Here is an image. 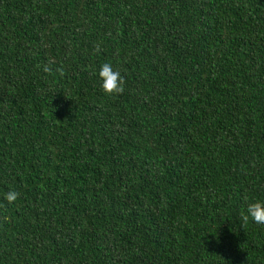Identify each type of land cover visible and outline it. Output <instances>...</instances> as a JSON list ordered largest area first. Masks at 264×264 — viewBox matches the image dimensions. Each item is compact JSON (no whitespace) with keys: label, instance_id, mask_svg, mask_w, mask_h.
<instances>
[{"label":"trees","instance_id":"trees-1","mask_svg":"<svg viewBox=\"0 0 264 264\" xmlns=\"http://www.w3.org/2000/svg\"><path fill=\"white\" fill-rule=\"evenodd\" d=\"M256 200L264 0H0V264H264Z\"/></svg>","mask_w":264,"mask_h":264},{"label":"clouds","instance_id":"clouds-1","mask_svg":"<svg viewBox=\"0 0 264 264\" xmlns=\"http://www.w3.org/2000/svg\"><path fill=\"white\" fill-rule=\"evenodd\" d=\"M97 51H99V48H97ZM44 71L51 72L52 69L45 66ZM58 71L63 73V68H60ZM99 77L102 80L103 91L109 96L119 95L125 91V77L121 75L119 70H114L110 63H104L101 66ZM19 195L17 191L12 190L6 194L5 199L9 203H13L18 199ZM249 217H251L256 224H264V201L256 200L248 204L246 214L241 213L240 217L243 221V227L248 223Z\"/></svg>","mask_w":264,"mask_h":264}]
</instances>
